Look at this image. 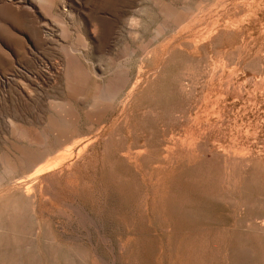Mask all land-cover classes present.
Masks as SVG:
<instances>
[{
    "label": "rangeland",
    "instance_id": "374dc122",
    "mask_svg": "<svg viewBox=\"0 0 264 264\" xmlns=\"http://www.w3.org/2000/svg\"><path fill=\"white\" fill-rule=\"evenodd\" d=\"M0 191V264H264V0H0Z\"/></svg>",
    "mask_w": 264,
    "mask_h": 264
},
{
    "label": "bare ground",
    "instance_id": "6f19581e",
    "mask_svg": "<svg viewBox=\"0 0 264 264\" xmlns=\"http://www.w3.org/2000/svg\"><path fill=\"white\" fill-rule=\"evenodd\" d=\"M140 6H141V5H140ZM223 10H224V9H223ZM135 14H136V13H135ZM174 16H175V15H174ZM197 17H198V16H197ZM199 17H200V16H199ZM129 18H130V17H129ZM190 19H191V18H190ZM190 19H189V20H190ZM195 19H196V18H195ZM195 19H194V20H195ZM197 19H198V18H197ZM200 20H201V19H200ZM134 22H135V21H134ZM135 23H136V22H135ZM187 23H188V22H187ZM192 23H193V22H192ZM221 23H222V22H221ZM190 24H191V23H190ZM185 34H186V33H185ZM182 42H183V41H182ZM195 43H196V42H195ZM4 53H5V52H4ZM148 58H149V57H148ZM166 65H167V64H166ZM62 69H63V68H62ZM139 73H140V72H139ZM140 80H141V79H140ZM139 82H140V81H139ZM139 82H137V83H139ZM137 83H136V84H137ZM103 84H104V82H103ZM136 84H135L136 87H137L138 85H140V84H138V85H136ZM132 85H133V84H132ZM144 85H145V84H144ZM106 86H107V85H106ZM135 86H132V87H131V89H130V94L133 92L132 89H133V88L135 89ZM110 87H111V86H110ZM139 87H140V86H139ZM117 88H118V87H117ZM118 89H119V88H118ZM134 89H133V90H134ZM139 89H140V88H139ZM135 90H136V89H135ZM102 91H103V90H102ZM131 91H132V92H131ZM113 92H115V91H113ZM103 93H104V92H103ZM133 93H134V92H133ZM113 94H114V93H113ZM114 95H115V94H114ZM127 95H129V94H127ZM131 95H132V94H131ZM129 97H131V96H129ZM99 99H100V98H99ZM102 99H103V98H102ZM128 100H129V98L127 97V101H128ZM127 101H126V102H127ZM107 102H108V101H107ZM124 104H125V103H124ZM123 106H124V105H123ZM127 106H128V105H127ZM102 108H103V107H102ZM125 108H126V107H125ZM107 109H108V108H107ZM100 114H101V113H100ZM62 123H63V122H62ZM67 134H69V133H67ZM74 134H75V133H74ZM62 135L65 136L64 134H62ZM59 138H60V137H59ZM106 138H108V137H106ZM61 140H62V139H61ZM63 140H64V138H63ZM66 140L68 141V139H66ZM83 140H84V139H83ZM86 140H87V139H86ZM91 140H92V139H91ZM73 141H74V140H73ZM73 141H72V142H73ZM88 141H89V140H88ZM68 142H69V141H68ZM72 142H71L70 145L73 147V145L75 146L76 144H73V145H72ZM74 142H75V141H74ZM77 142H78V141H76V143H77ZM81 142H82V141H81ZM81 142H80V143H81ZM90 142H93V141H90ZM90 142H89V143H90ZM85 143H86V142H85ZM78 145H79V144H78ZM78 145H76V146H78ZM82 145H83V144H82ZM88 145H89V144L87 143V146H88ZM84 146L86 147L85 144H84ZM67 147H69V146L67 145L65 149H67ZM72 147H71V148H72ZM85 147H84V148H85ZM92 147H93V146H92ZM80 148H82V147H80ZM80 148H79V149H80ZM84 148H83V150H84ZM65 149L63 148L62 151L65 152V151H64ZM69 149H70V147L67 149L66 152L71 151V150H69ZM86 149H87V147H86ZM63 152H60V153L62 154ZM66 152H65V153H66ZM78 152H79V151H77V153H78ZM171 152H172V151H171ZM73 153H74V152H73ZM81 153H82V152H81ZM88 153H89V152H88ZM104 153H105V152H104ZM169 153H170V152H169ZM68 154H69V153H68ZM62 155H63V154H62ZM69 155H70V154H69ZM171 155H172V154H171ZM171 155H170V156H171ZM70 156H71V155H70ZM58 157H60V155H59ZM64 157H65V156H64ZM55 158H56V157H54V159H55ZM65 158H66V157H65ZM54 159L51 160V161L53 162ZM57 159L59 160V158H57ZM76 159H77V157H76ZM51 161H49V162H51ZM56 161H57V160H56ZM59 161H60V160H59ZM74 161H75V160H74ZM74 161H73V162H74ZM64 162H65V161H64ZM66 162H67V161H66ZM70 162H71V161H70ZM71 163H72V162H71ZM47 164H48V163H47ZM69 164H70V163H69ZM30 165H31V163H30ZM48 165H49V164H48ZM48 165H47V166H48ZM45 166H46V165H45ZM45 166H43L42 168L44 169ZM57 166H58V165H57ZM69 166H70V165H69ZM32 168H33V167H32ZM37 168H38V167H37ZM42 168H40V169H38V170L35 169V172H36V173H34V171H33L30 175H32V177L35 176V174H36V175H37V174L39 175L40 172H41V170H43ZM46 169H47V168H46ZM48 169H49V168H48ZM52 169H53V168H52ZM39 170H40V171H39ZM44 170H45V169H44ZM50 170H51V169H50ZM54 170H55V169H53V171H54ZM67 170H68V169H67ZM38 171H39V172H38ZM48 172H49V171H48ZM50 172H51V171H50ZM66 172H67V171H66ZM33 174H34V175H33ZM43 174H44V173H43ZM43 174H42V175H43ZM40 175H41V174H40ZM51 176H52V175H51ZM28 177H30V179H32L31 176H28ZM35 177H36V176H35ZM35 177H34V178H35ZM16 178H17V177H16ZM30 179H29V180H30ZM18 180H19V179H18ZM26 180H28V179H26ZM26 180H25V182L27 183ZM32 180H33V179H32ZM21 181H22V180H21ZM19 182H20V181H19ZM19 182H18V184H23L24 179H23V181H22L21 183H19ZM50 182H51V181H50ZM15 183H16V182H15ZM15 183H14V184H15ZM30 183H31V182H30ZM33 183H34V182H33ZM33 183H32V184H33ZM43 184H44V183H43ZM25 185H26V184H25ZM25 185H23V186H25ZM14 186H15V185H14ZM51 186H52V185H51ZM12 187H13V186H12ZM12 187H11V188H12ZM15 187H16V186H15ZM20 187H21V185H20ZM29 187H30V185H29ZM41 187L43 188V186H41ZM16 188H17V187H16ZM18 188H19V185H18ZM49 188H50V187H49ZM52 188H53V186H52ZM23 189H24V188H23ZM39 190H41V189H39ZM27 191L29 192L30 190H28V188H27V189H26V193H27ZM50 191H51V190H50ZM0 192H1V191H0ZM23 192H24V191H22V193H23ZM11 193H12V192H11ZM32 193H33V192H32ZM28 194H30L29 196H31V198H32L33 195H31L30 192H29ZM28 194H27V195H28ZM18 195H19V194H18ZM29 196H28V197H29ZM34 196H35V195H34ZM28 197H27V198H28ZM38 197H39V196H38ZM38 197H37V198H38ZM29 198H30V197H29ZM39 203H40V202H39ZM36 204H37V203H35L34 205H36ZM34 205H33V206H34ZM38 208H39V207H38ZM34 210H35V208H34ZM36 212H37V211H36ZM38 212H39V211H38Z\"/></svg>",
    "mask_w": 264,
    "mask_h": 264
}]
</instances>
